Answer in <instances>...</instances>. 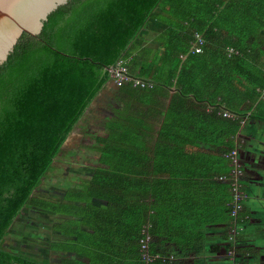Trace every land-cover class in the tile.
<instances>
[{"label":"trees","instance_id":"16d2710c","mask_svg":"<svg viewBox=\"0 0 264 264\" xmlns=\"http://www.w3.org/2000/svg\"><path fill=\"white\" fill-rule=\"evenodd\" d=\"M209 4L70 0L49 16L41 35L20 37L0 66V264H145L140 243L146 235L150 254L169 260L153 264H176V254L199 252L216 228H224L222 243L212 250L233 247L227 155L243 107L251 111L259 103L264 76L255 74L251 37L225 41L215 58L187 53L195 33L205 43L213 38L220 12ZM151 19L167 29L159 38L164 51L149 68L140 48ZM121 60L153 87H117L116 100L130 103L106 121L105 135L93 137L87 152L98 161L84 178L66 183L59 199L39 197L64 143L111 81L107 69ZM173 82L178 90L152 141L144 132L150 112L134 111L132 104ZM23 210L52 221L39 232L40 221L28 217L38 233L17 235L12 227ZM225 259L232 264L229 255Z\"/></svg>","mask_w":264,"mask_h":264},{"label":"crops","instance_id":"0c3cea01","mask_svg":"<svg viewBox=\"0 0 264 264\" xmlns=\"http://www.w3.org/2000/svg\"><path fill=\"white\" fill-rule=\"evenodd\" d=\"M216 0H210V6L216 5L219 10V17L213 21L217 26L213 27L211 40H207V45L203 49L205 58H215L219 54V50L225 46V41L234 42L240 38L251 37L249 43L252 44V64L255 74L258 73L264 76V0H223L222 4H218ZM220 6V7H219ZM197 19H195L194 23ZM207 21V18L204 19ZM186 25V24H184ZM220 27L219 29L217 27ZM167 26L162 22L151 19L148 20L142 35L143 46L140 48L141 53L146 50L147 66L150 68L151 64L161 57L164 51L161 47L159 38L166 33ZM201 34V33H200ZM203 37V34H201ZM204 38V37H203ZM205 40V39H204ZM228 51V48H227ZM202 52V53H203ZM200 65V63H199ZM203 66H205L203 64ZM178 88L176 83L173 82L171 87L162 86L157 89V95L143 101V104H132L134 111H149L150 115L147 117L145 133L151 136L152 141L156 140L158 133L161 130L163 120L170 107V101L173 95L177 92ZM106 94H103V93ZM119 89L113 84L112 81L107 83V86L102 90L98 98L93 102L100 101L99 97L107 95L103 99V103L108 105V112L100 118L96 115L95 122L97 135H105V124L112 116L114 111L122 109L125 104L117 101L119 96ZM102 95V96H103ZM190 103L194 98H190ZM259 103L253 104L251 111H245L249 104L243 107V118L247 117L245 124H242L239 132L235 137V148L237 149L238 158L241 163L242 174L239 179V188L243 197L242 200V218L238 222L240 234L235 252L237 253L238 264H264V92ZM93 103L90 105L89 110L82 117L76 129L71 133L74 134L77 129L82 133H87V136L92 135L96 131H90L93 120L85 121L84 118L94 113L95 107ZM211 108H207L209 111ZM227 112V111H226ZM161 113L163 116L161 117ZM86 125V128H85ZM71 135L68 137L66 143L69 142ZM81 136V135H80ZM73 142H80V137H72ZM93 142L80 143L83 149H88ZM97 157L93 159L89 165L91 168L97 162ZM91 170V169H90ZM232 226V225H231ZM221 229H214L215 236L207 242H203L201 249L197 253L188 255L176 254V264H226L225 250L213 251L212 246L222 243L220 239L223 235ZM237 240H235L236 243ZM233 245V244H232ZM47 257L50 259L58 258L57 255L50 253ZM239 257V259H238Z\"/></svg>","mask_w":264,"mask_h":264},{"label":"rangeland","instance_id":"374dc122","mask_svg":"<svg viewBox=\"0 0 264 264\" xmlns=\"http://www.w3.org/2000/svg\"><path fill=\"white\" fill-rule=\"evenodd\" d=\"M103 94H106L105 92ZM102 94V95H103ZM100 96V101L93 103L92 107H95L94 113L90 116V118L85 117V121L93 120L90 131H96L95 127L96 122L95 118L96 115L100 118L102 115L106 114V111L108 112V105L103 103V99L107 97V95ZM86 128V125H85ZM97 132L100 134V131H96L95 133H92V135L87 136V133H82L79 129L71 135V138L68 143H66L63 146V151L60 153L58 159L53 164L52 170L50 171V175L48 178L43 181L41 187L38 189L39 197H43L44 199H52L57 200L58 197H61L62 194L65 191H62V189L66 188V183L72 182V179L76 181L77 178L85 177L91 169V166L89 165L93 161V154L88 153L87 149H83L80 146V143L84 142H93V137ZM81 135V136H80ZM72 137H80V142H72L74 139ZM83 175V176H82ZM33 216L37 217V220L40 221L38 223L39 232L41 230L43 231L45 229V226L48 222L52 221V218L49 216H44V214H36L31 210H23L20 217H18L16 224L13 225V231L17 235H24L26 237H30L31 234H37L36 228L33 226V228L28 227V223H26V219L28 221V217H30V223L33 222ZM16 243H18L19 239L17 236L15 237ZM24 248V247H22Z\"/></svg>","mask_w":264,"mask_h":264},{"label":"built area","instance_id":"2783aa9c","mask_svg":"<svg viewBox=\"0 0 264 264\" xmlns=\"http://www.w3.org/2000/svg\"><path fill=\"white\" fill-rule=\"evenodd\" d=\"M204 45H205L204 38L201 36L200 33H195L193 35V41H192L191 46L189 47V50L187 53L190 55L201 54L203 52ZM228 52L230 54V53H234L235 51H234V49L229 48ZM185 57L186 56H184V55H180L181 59H184ZM107 72L109 74L111 81L113 82V84L116 87H122L126 84H129V83L133 87H139L142 89L153 87L152 84L147 83V82L131 75L129 68L126 65V62L122 61V60L117 62L114 66L108 68ZM224 116L225 117H232L233 115L228 113V112H224ZM246 119H248V118L247 117L241 118L240 126H242V124H245ZM227 158L230 159L231 167H232L231 190H232V195H233V201L231 203V213H230V218H231V222H232L230 239L233 240V242L231 241L233 244V247L227 251V255L230 256V258L232 260V264H238L237 256H236L237 253L235 252L236 247H234V244H235V240H236L235 239L236 235H238V232L241 231L237 224L241 219L240 215H241V211H242L243 197H242V194H241V191L239 188V179L241 177L242 170H241V163H240V160L238 158V153H237L236 148H234V150L230 154L227 155ZM225 179H226V177H222V178H220V181H225ZM149 243H150V237L148 235H146V237L144 239H142L141 243H140L141 244L142 257L145 260V264H153V261L157 258H162L163 261H169L166 257L160 256V255L150 254ZM170 259L173 260L174 256L171 255Z\"/></svg>","mask_w":264,"mask_h":264},{"label":"water","instance_id":"95a60500","mask_svg":"<svg viewBox=\"0 0 264 264\" xmlns=\"http://www.w3.org/2000/svg\"><path fill=\"white\" fill-rule=\"evenodd\" d=\"M70 0H0V66L24 34L39 36L49 16Z\"/></svg>","mask_w":264,"mask_h":264},{"label":"flooded vegetation","instance_id":"af4514ba","mask_svg":"<svg viewBox=\"0 0 264 264\" xmlns=\"http://www.w3.org/2000/svg\"><path fill=\"white\" fill-rule=\"evenodd\" d=\"M240 218H242V213H241V215H240ZM238 237H240V234H238ZM227 254V253H226Z\"/></svg>","mask_w":264,"mask_h":264}]
</instances>
